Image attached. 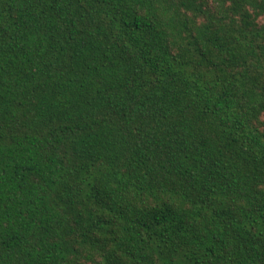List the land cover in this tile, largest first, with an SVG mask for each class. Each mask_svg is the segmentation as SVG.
I'll return each mask as SVG.
<instances>
[{
    "label": "trees",
    "instance_id": "1",
    "mask_svg": "<svg viewBox=\"0 0 264 264\" xmlns=\"http://www.w3.org/2000/svg\"><path fill=\"white\" fill-rule=\"evenodd\" d=\"M0 264H264V0H0Z\"/></svg>",
    "mask_w": 264,
    "mask_h": 264
}]
</instances>
